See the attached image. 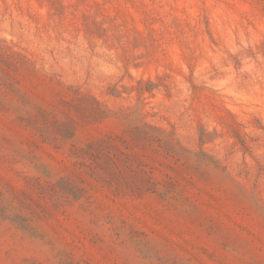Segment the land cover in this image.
I'll return each instance as SVG.
<instances>
[{
  "label": "rangeland",
  "instance_id": "rangeland-1",
  "mask_svg": "<svg viewBox=\"0 0 264 264\" xmlns=\"http://www.w3.org/2000/svg\"><path fill=\"white\" fill-rule=\"evenodd\" d=\"M0 264H264V0H0Z\"/></svg>",
  "mask_w": 264,
  "mask_h": 264
}]
</instances>
